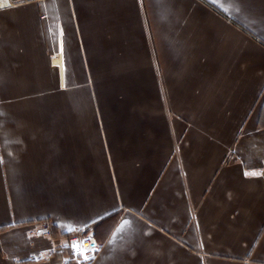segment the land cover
<instances>
[{
    "label": "crops",
    "instance_id": "crops-1",
    "mask_svg": "<svg viewBox=\"0 0 264 264\" xmlns=\"http://www.w3.org/2000/svg\"><path fill=\"white\" fill-rule=\"evenodd\" d=\"M0 264H264V0H0Z\"/></svg>",
    "mask_w": 264,
    "mask_h": 264
},
{
    "label": "built area",
    "instance_id": "built-area-1",
    "mask_svg": "<svg viewBox=\"0 0 264 264\" xmlns=\"http://www.w3.org/2000/svg\"><path fill=\"white\" fill-rule=\"evenodd\" d=\"M43 234L46 236H51V231L44 230ZM67 241L71 247L73 243L78 244L79 248L84 250L88 256L92 255L101 248V244L95 241V239L90 235L71 233L67 235Z\"/></svg>",
    "mask_w": 264,
    "mask_h": 264
},
{
    "label": "snow or ice",
    "instance_id": "snow-or-ice-1",
    "mask_svg": "<svg viewBox=\"0 0 264 264\" xmlns=\"http://www.w3.org/2000/svg\"><path fill=\"white\" fill-rule=\"evenodd\" d=\"M247 174H248V173H246V175H247ZM251 174H252V175H256V173H251ZM125 223H127V221H125ZM110 243H111V242H110ZM72 248H73V252H74V254H78V255L82 256L84 260H87V259H88V257L85 255L84 250H81V249L79 248V245H78V244L73 243Z\"/></svg>",
    "mask_w": 264,
    "mask_h": 264
}]
</instances>
